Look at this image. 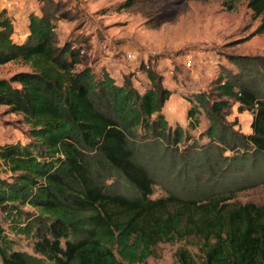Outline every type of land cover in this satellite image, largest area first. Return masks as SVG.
I'll use <instances>...</instances> for the list:
<instances>
[{"label": "trees", "instance_id": "16d2710c", "mask_svg": "<svg viewBox=\"0 0 264 264\" xmlns=\"http://www.w3.org/2000/svg\"><path fill=\"white\" fill-rule=\"evenodd\" d=\"M248 8L261 18L255 33H264V0H249ZM57 19L53 3L42 5L17 41L11 17L0 10V65L20 60L29 66L0 77V105L27 126L24 143L0 145V264H148L159 243L189 239L196 253L181 245L172 264H264V203L173 191L151 198L155 181L138 159L139 140L171 150L188 138L162 113L172 91L153 75L139 91L104 67L94 71L77 47L57 44ZM251 60L231 55L240 69L218 75L216 100L196 93L186 116L195 129L205 108L210 142L237 151L240 167L248 161L258 169L264 165V87L250 77ZM230 100L252 113L251 131L232 145L220 122ZM117 177L132 194L115 187ZM22 236L33 239L32 253L15 248Z\"/></svg>", "mask_w": 264, "mask_h": 264}, {"label": "rangeland", "instance_id": "374dc122", "mask_svg": "<svg viewBox=\"0 0 264 264\" xmlns=\"http://www.w3.org/2000/svg\"><path fill=\"white\" fill-rule=\"evenodd\" d=\"M126 1L0 0V10L12 19L13 39L21 41L28 32L29 14L40 13L42 5L53 3L59 46L68 42L77 47L83 63L94 71L106 68L118 83L128 79L143 91L153 75L172 91L162 113L171 127H182L188 138L171 150H164L151 138L139 140L138 159L155 181L151 198L173 191L198 198L231 194V202L264 203V165L259 162L256 169L245 161L242 168L240 159L235 158L237 151L225 150L223 142H210L205 108L200 109L195 129L189 128L186 116L196 93L216 100L218 75L240 69L230 61L231 55L251 57L254 72L250 77L257 87H264V33H255L261 18L253 17L249 0H138L121 7ZM28 69L20 60L10 61L0 65V77ZM230 103L220 122L232 145L237 135L251 131L252 113L239 110L236 101ZM26 131L22 116L0 105V145L18 140L24 143ZM115 181L116 188L132 194L121 177ZM15 239V248L32 253V238ZM195 242L159 243L147 262L172 264L177 247L185 245L196 253Z\"/></svg>", "mask_w": 264, "mask_h": 264}, {"label": "built area", "instance_id": "2783aa9c", "mask_svg": "<svg viewBox=\"0 0 264 264\" xmlns=\"http://www.w3.org/2000/svg\"><path fill=\"white\" fill-rule=\"evenodd\" d=\"M130 57L132 58L133 56H132V55H130Z\"/></svg>", "mask_w": 264, "mask_h": 264}]
</instances>
